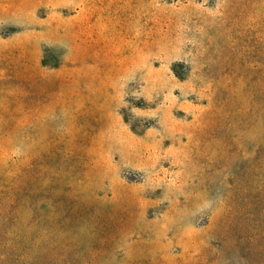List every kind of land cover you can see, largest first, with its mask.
Listing matches in <instances>:
<instances>
[{"label": "rangeland", "instance_id": "rangeland-1", "mask_svg": "<svg viewBox=\"0 0 264 264\" xmlns=\"http://www.w3.org/2000/svg\"><path fill=\"white\" fill-rule=\"evenodd\" d=\"M0 264H264V0H0Z\"/></svg>", "mask_w": 264, "mask_h": 264}]
</instances>
